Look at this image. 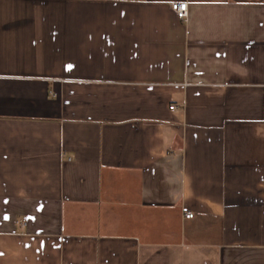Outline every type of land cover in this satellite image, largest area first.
I'll return each mask as SVG.
<instances>
[{
	"label": "crops",
	"instance_id": "crops-1",
	"mask_svg": "<svg viewBox=\"0 0 264 264\" xmlns=\"http://www.w3.org/2000/svg\"><path fill=\"white\" fill-rule=\"evenodd\" d=\"M0 264H264V0H0Z\"/></svg>",
	"mask_w": 264,
	"mask_h": 264
},
{
	"label": "built area",
	"instance_id": "built-area-1",
	"mask_svg": "<svg viewBox=\"0 0 264 264\" xmlns=\"http://www.w3.org/2000/svg\"><path fill=\"white\" fill-rule=\"evenodd\" d=\"M171 8L175 11V13L177 14V16L180 19H182V20L188 19V16H189L188 2H173L171 4ZM170 108L174 109L175 105H171ZM185 215L187 218H193L194 217V213H192V212H186ZM21 225L24 227L26 225V222L25 221L21 222Z\"/></svg>",
	"mask_w": 264,
	"mask_h": 264
}]
</instances>
